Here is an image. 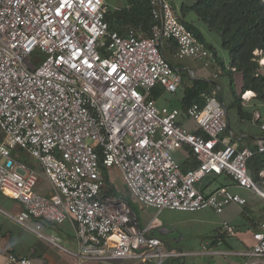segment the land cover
<instances>
[{"label": "built area", "instance_id": "1", "mask_svg": "<svg viewBox=\"0 0 264 264\" xmlns=\"http://www.w3.org/2000/svg\"><path fill=\"white\" fill-rule=\"evenodd\" d=\"M103 6L104 0H0V192L22 205L12 219L40 235L42 221L71 218L81 259L170 264L184 253L164 248L150 234L152 222L138 227L130 205L104 192V171L117 169L131 197L157 213H220L245 199L225 185L203 193L196 183L225 174L264 198V172L260 186L247 168L248 159L264 151V124L256 150L223 141L227 113L216 90L185 109L200 133L179 123L180 110L156 105L150 94L157 84L175 92L186 71L166 58L163 47L171 40L177 59L203 66L213 61V51L180 22L171 0H150L148 36L110 29ZM34 50L44 55L38 65L30 59ZM254 54L263 65L261 51ZM183 148L194 155L195 167L181 170L174 153ZM16 149L27 152L39 171L14 157ZM40 177L49 195L35 191ZM236 231L227 221L218 227L220 236ZM253 239L251 249L232 254L264 256V222ZM31 263L8 253L4 264Z\"/></svg>", "mask_w": 264, "mask_h": 264}, {"label": "crops", "instance_id": "2", "mask_svg": "<svg viewBox=\"0 0 264 264\" xmlns=\"http://www.w3.org/2000/svg\"><path fill=\"white\" fill-rule=\"evenodd\" d=\"M180 1L171 0L172 7H177ZM127 4V0H116L113 10L126 7ZM119 24L118 21H113L109 26L114 30L119 29ZM197 25L204 41L212 45L217 57L214 56L213 61L207 66L189 58L179 60L174 56L175 49L167 41L163 47L166 58L174 66L186 71L175 92H167L160 84H157L151 90V97L158 106L178 108L183 119L181 123L190 131L200 133L197 124L186 118L185 110L181 108L183 87L189 86L193 79L212 82L214 87L212 90H216L217 97L222 100L227 113V127L220 138L228 143H234L238 148H254L256 139L262 135L260 125L264 124V102L256 98L253 91L244 90L239 93L243 115H237L236 109L230 106L232 102L230 76L236 91L241 87V77L234 72V68L229 67L228 53L221 47L218 36L209 31L205 25ZM218 58L225 67L224 70ZM174 154L180 163L181 170L193 168L197 164L194 155L187 148L179 149ZM34 168L39 171L36 163ZM104 173L108 177V182L114 179L123 185L117 169L111 168ZM221 185L228 186L232 192L239 194L245 199V203L231 202L220 213L210 208L194 212L163 209L157 213L154 208L140 204L130 197L124 186L120 198L132 208L138 227L143 228L152 222L154 227L150 231L151 235L158 237L162 245H167L168 249L184 253L169 259L170 264H264V256L232 254V251H245L253 247L255 243L253 233L264 222V198L251 190L238 187L225 174H209L196 183L197 189L203 193H210ZM260 185H263L262 177ZM35 191L49 195L51 189L47 181L40 177ZM21 210L22 205L19 201L0 192V264L5 263L8 253L29 257L31 264H154L152 261L142 259H81L77 255L75 224L71 218L60 224L42 221V235H40L22 227L12 219L11 216ZM222 221H227L236 227L235 235L227 237L219 235L218 227ZM48 238L60 241L55 244Z\"/></svg>", "mask_w": 264, "mask_h": 264}, {"label": "trees", "instance_id": "3", "mask_svg": "<svg viewBox=\"0 0 264 264\" xmlns=\"http://www.w3.org/2000/svg\"><path fill=\"white\" fill-rule=\"evenodd\" d=\"M127 3L126 7L104 12V19L108 26L113 21H118L119 29L114 30L120 34L123 35L129 28H133L143 36H148L154 23L150 0H127ZM173 8L180 22L204 42L213 51L215 57H217L215 49L204 41L197 24L205 25L209 31L215 33L220 40L221 47L227 51L229 67L234 68V72L241 77V87L236 91L229 74L232 95L230 106L236 109L237 115H243L239 93L244 90L253 91L255 97L264 102V64L259 65L260 56L254 54L255 50H260L264 56V0H181L179 5ZM109 28L112 29L110 26ZM168 43L176 50L173 41L170 40ZM219 63L224 70L223 64ZM213 88L212 82L193 79L189 86L183 87L181 108L185 110L192 103L201 105V94L209 93ZM253 149L256 150L255 147ZM98 162L101 164L100 154ZM247 168L252 179L260 185L259 173L264 170V151H256L248 159ZM105 180L104 192L115 196L107 177Z\"/></svg>", "mask_w": 264, "mask_h": 264}, {"label": "rangeland", "instance_id": "4", "mask_svg": "<svg viewBox=\"0 0 264 264\" xmlns=\"http://www.w3.org/2000/svg\"><path fill=\"white\" fill-rule=\"evenodd\" d=\"M120 1H124V0H120ZM115 3H116V0H105V4L103 6V10L104 12H110L111 10H113L114 6H115ZM44 58V55L42 52H40L39 50H34L31 55H30V59L35 63V64H40L41 61L43 60ZM188 58H185V60H187ZM184 60V59H183ZM194 66V65H193ZM183 78V76H182ZM182 116L178 117V122L181 123L182 122ZM2 132L0 131V143H1V140H2ZM11 154L16 157L17 159H21L22 161H24V163H26V165L30 166V167H34L35 165V161L33 160L32 157H30V155L25 152V151H19V150H12L11 151ZM1 160V158H0ZM105 172V171H104ZM104 177H107L106 174L104 173ZM108 179V177H107ZM105 183H106V180H105ZM109 185L113 188L114 190V195L117 196V197H121L122 196V193H123V190H124V184L122 185L120 183V181H116L114 179H111L110 182H108ZM124 186V187H123ZM262 186V185H260ZM106 189V186L104 187V191ZM126 189V188H125ZM129 193V192H128ZM129 196L131 197V195L129 194ZM126 197V195H125ZM167 245H163L164 248H168L166 247Z\"/></svg>", "mask_w": 264, "mask_h": 264}]
</instances>
